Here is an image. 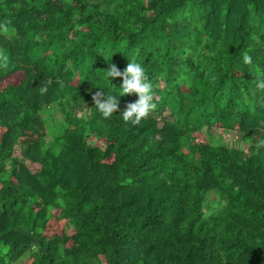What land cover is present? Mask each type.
<instances>
[{
  "label": "trees",
  "instance_id": "16d2710c",
  "mask_svg": "<svg viewBox=\"0 0 264 264\" xmlns=\"http://www.w3.org/2000/svg\"><path fill=\"white\" fill-rule=\"evenodd\" d=\"M262 81L264 0H0V264H264Z\"/></svg>",
  "mask_w": 264,
  "mask_h": 264
},
{
  "label": "clouds",
  "instance_id": "9594fccd",
  "mask_svg": "<svg viewBox=\"0 0 264 264\" xmlns=\"http://www.w3.org/2000/svg\"><path fill=\"white\" fill-rule=\"evenodd\" d=\"M243 60L245 63H249L250 57L245 55ZM105 73L111 84L116 78L122 77V84L117 87L121 92L120 94L111 95L105 91L96 92L92 97L94 107L103 118L108 119L114 114L117 115L116 113L120 109L119 98L121 96L135 94L138 99L127 104L122 111H119L118 116L122 117L125 123L130 122L132 125H139L156 108L153 89L146 77L144 67L140 63L129 59V63L123 71L119 70L116 64L110 62V66L105 70ZM258 87L264 89V81Z\"/></svg>",
  "mask_w": 264,
  "mask_h": 264
},
{
  "label": "rangeland",
  "instance_id": "374dc122",
  "mask_svg": "<svg viewBox=\"0 0 264 264\" xmlns=\"http://www.w3.org/2000/svg\"><path fill=\"white\" fill-rule=\"evenodd\" d=\"M22 78L23 76L20 74L18 75L17 77H14L11 79V81L9 80L7 83L8 84H14V85H18L21 83L22 81ZM197 138L200 140V141H208V135L205 131H203L200 135H196ZM228 141L231 145H235V141L237 140V138L235 136H231V137H228ZM35 168L38 170L40 169L39 166H35ZM26 264H31L30 262L27 261Z\"/></svg>",
  "mask_w": 264,
  "mask_h": 264
}]
</instances>
